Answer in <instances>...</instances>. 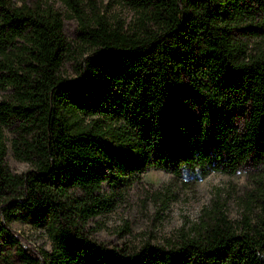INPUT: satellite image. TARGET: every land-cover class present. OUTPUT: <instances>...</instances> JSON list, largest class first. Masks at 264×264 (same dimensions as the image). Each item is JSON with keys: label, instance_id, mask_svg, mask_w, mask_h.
<instances>
[{"label": "trees", "instance_id": "obj_1", "mask_svg": "<svg viewBox=\"0 0 264 264\" xmlns=\"http://www.w3.org/2000/svg\"><path fill=\"white\" fill-rule=\"evenodd\" d=\"M111 1L135 19L112 20L93 0H64L69 14L0 0V238L20 240L13 221L47 230L51 251L19 247L23 264H264V180L240 219L209 212L164 244L88 236L113 209L104 185L124 176L264 172V48L250 42L264 33V0ZM70 61L77 79L63 75ZM10 151L30 168L11 172Z\"/></svg>", "mask_w": 264, "mask_h": 264}, {"label": "rangeland", "instance_id": "obj_2", "mask_svg": "<svg viewBox=\"0 0 264 264\" xmlns=\"http://www.w3.org/2000/svg\"><path fill=\"white\" fill-rule=\"evenodd\" d=\"M89 2V0H81ZM108 13L110 19L119 18L127 24L136 14L129 8L111 0H93ZM17 5L49 2L66 12L64 0H13ZM264 20V15L259 17ZM256 25V24H254ZM78 22L66 18V33L76 37ZM264 28V26H263ZM251 46L264 48V33L251 39ZM75 62H67L63 75L69 80L77 79ZM4 98L0 91V101ZM10 148V145H9ZM13 173H24L30 164L18 160L10 151L6 159ZM264 172L246 167L235 174L210 171L204 179L174 175L168 170L149 167L136 175H127L121 186L105 184L103 192L112 198L113 209L92 217L86 225L88 236L110 248L136 249L145 242L164 244L175 239L207 219L209 212L224 211L231 220L240 219L246 213L250 190L257 188L264 180ZM3 200L0 199V210ZM3 210V209H2ZM16 236L14 242H6L3 237L0 264H23L18 248L29 253L51 251L52 241L47 230L31 222L13 221L9 223Z\"/></svg>", "mask_w": 264, "mask_h": 264}]
</instances>
